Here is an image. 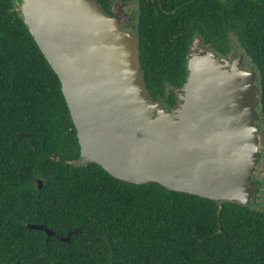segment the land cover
I'll return each instance as SVG.
<instances>
[{
	"label": "trees",
	"instance_id": "trees-1",
	"mask_svg": "<svg viewBox=\"0 0 264 264\" xmlns=\"http://www.w3.org/2000/svg\"><path fill=\"white\" fill-rule=\"evenodd\" d=\"M162 2L170 11L159 5L145 16L153 30L139 43L150 97L185 82L193 34L221 53L239 41L255 65L264 129V6L233 11L227 0L211 13L194 0ZM79 155L57 74L14 0H0V264H264V212L252 204L220 208L157 183L123 182ZM73 230L70 241L59 238Z\"/></svg>",
	"mask_w": 264,
	"mask_h": 264
},
{
	"label": "water",
	"instance_id": "water-1",
	"mask_svg": "<svg viewBox=\"0 0 264 264\" xmlns=\"http://www.w3.org/2000/svg\"><path fill=\"white\" fill-rule=\"evenodd\" d=\"M57 74L80 147L78 163L98 164L136 185L249 206L264 165L260 88L254 68L220 58L197 37L188 75L166 108L146 87L138 36L119 29L96 0H14ZM39 189L43 182L37 179ZM48 236L46 225L27 224ZM73 230L62 241H70Z\"/></svg>",
	"mask_w": 264,
	"mask_h": 264
},
{
	"label": "flooded vegetation",
	"instance_id": "flooded-vegetation-1",
	"mask_svg": "<svg viewBox=\"0 0 264 264\" xmlns=\"http://www.w3.org/2000/svg\"><path fill=\"white\" fill-rule=\"evenodd\" d=\"M194 1H197V3L199 4H196V10L202 9L204 10V12H207L208 8L211 13L216 10H219V7L225 5V3L227 2V0ZM97 2L102 6L104 13L117 20L119 24V29L121 31L138 36L139 43L141 38V32L143 29L145 30L144 32L153 30L152 21L145 16H147L151 12L158 13L159 11H157V7L159 5L163 11L166 10L168 12L172 7H165L163 5L162 0H97ZM239 4L247 5V7L250 5L253 9H260V7L264 6V0H234L233 11H239ZM192 14H195V12L192 11L191 15ZM197 37H199L203 44H205L209 49H211V51L216 53L220 58L226 57L229 58L230 61H238L239 64L246 70L249 69L250 63L253 64L251 60H248V58L250 57H247L243 51L239 50V41H230V49L226 53H221L213 48L212 43L207 42V40H204L199 33H195L192 35V38L190 40L189 49ZM216 39L222 40L223 38L217 37ZM188 53H186L187 63ZM252 67L256 71L254 64L252 65ZM256 84H258V82H256ZM176 87L178 86H175L170 82L166 85L164 95L161 97L164 101V105L166 108H171L176 103ZM260 157L264 158V150H262V155ZM252 179L256 181L258 187L255 190L251 204L255 209L264 212V165L261 168V164L259 163L258 168L255 169L254 174L252 175Z\"/></svg>",
	"mask_w": 264,
	"mask_h": 264
},
{
	"label": "bare ground",
	"instance_id": "bare-ground-1",
	"mask_svg": "<svg viewBox=\"0 0 264 264\" xmlns=\"http://www.w3.org/2000/svg\"><path fill=\"white\" fill-rule=\"evenodd\" d=\"M251 202H252V200H251Z\"/></svg>",
	"mask_w": 264,
	"mask_h": 264
}]
</instances>
